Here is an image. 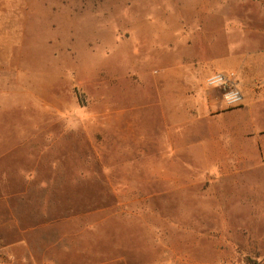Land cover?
I'll use <instances>...</instances> for the list:
<instances>
[{
    "label": "rangeland",
    "instance_id": "rangeland-1",
    "mask_svg": "<svg viewBox=\"0 0 264 264\" xmlns=\"http://www.w3.org/2000/svg\"><path fill=\"white\" fill-rule=\"evenodd\" d=\"M191 1L0 0V245L30 252L13 264H264V171L236 173L241 105L205 82L226 70L177 83L151 60ZM244 5L257 20L264 0Z\"/></svg>",
    "mask_w": 264,
    "mask_h": 264
},
{
    "label": "crops",
    "instance_id": "crops-1",
    "mask_svg": "<svg viewBox=\"0 0 264 264\" xmlns=\"http://www.w3.org/2000/svg\"><path fill=\"white\" fill-rule=\"evenodd\" d=\"M247 1L193 0L188 2L189 9H177L178 12H167V15L164 12L162 16L166 17L164 20L170 29L157 33L163 39L159 43L161 48L151 53V60L163 66L162 80L165 81L175 79L178 83L182 77L201 76L211 67L234 72L243 94V102L236 108L240 110L241 119L235 126L242 128L238 140L243 143L236 147L238 174H248L255 169L264 171V6L257 10L259 15L254 20L255 12L244 5ZM232 2L240 8L231 9ZM133 25L130 27H137ZM171 30H176L175 34ZM215 30L222 31L221 40L203 39L199 48L209 54L199 57L194 35ZM218 46H221L219 51L222 50L220 56L215 55ZM23 241L1 244L0 251L6 256L1 257L0 264H13L16 260L27 263L30 252Z\"/></svg>",
    "mask_w": 264,
    "mask_h": 264
},
{
    "label": "built area",
    "instance_id": "built-area-1",
    "mask_svg": "<svg viewBox=\"0 0 264 264\" xmlns=\"http://www.w3.org/2000/svg\"><path fill=\"white\" fill-rule=\"evenodd\" d=\"M208 86L218 87L222 100L227 106H239L243 102V94L236 84L233 71H216L206 77Z\"/></svg>",
    "mask_w": 264,
    "mask_h": 264
}]
</instances>
